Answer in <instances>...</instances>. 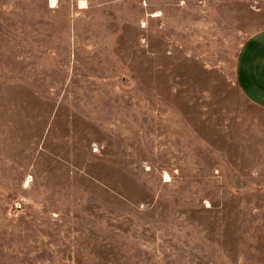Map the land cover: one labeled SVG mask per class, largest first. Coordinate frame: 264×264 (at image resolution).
<instances>
[{
  "label": "rangeland",
  "instance_id": "obj_1",
  "mask_svg": "<svg viewBox=\"0 0 264 264\" xmlns=\"http://www.w3.org/2000/svg\"><path fill=\"white\" fill-rule=\"evenodd\" d=\"M262 31L264 0H0V264H264Z\"/></svg>",
  "mask_w": 264,
  "mask_h": 264
},
{
  "label": "crops",
  "instance_id": "obj_2",
  "mask_svg": "<svg viewBox=\"0 0 264 264\" xmlns=\"http://www.w3.org/2000/svg\"><path fill=\"white\" fill-rule=\"evenodd\" d=\"M236 82L249 101L264 109V31L242 45L236 61Z\"/></svg>",
  "mask_w": 264,
  "mask_h": 264
}]
</instances>
